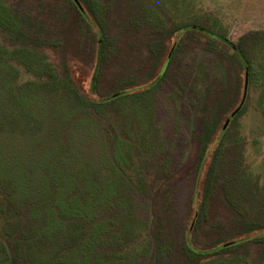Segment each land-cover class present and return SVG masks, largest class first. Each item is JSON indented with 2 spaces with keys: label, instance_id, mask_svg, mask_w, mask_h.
<instances>
[{
  "label": "rangeland",
  "instance_id": "374dc122",
  "mask_svg": "<svg viewBox=\"0 0 264 264\" xmlns=\"http://www.w3.org/2000/svg\"><path fill=\"white\" fill-rule=\"evenodd\" d=\"M82 5L87 20L76 21L62 0H0V264H185L179 256L183 228L200 204L197 179L218 140L212 141L198 175L200 123L188 92L197 64L208 56L202 35L185 38L188 33L178 30L199 16L215 21L214 29L233 43L244 34L258 33L262 43L252 60L264 64V0H82ZM13 9L25 20L17 18L14 24L13 16L5 15ZM97 46L103 52L97 96L119 91L121 97L110 110L119 130L128 137L147 132L153 146L132 165L146 166L145 192L133 198L138 224L127 250L109 260L99 254L98 219L133 196L124 183L136 176L128 168L121 176L114 171L102 130L91 120L93 106L80 94L89 97L80 76L90 75ZM171 57L167 78L146 94L145 80ZM246 94L238 117L228 126L226 147L232 162L241 154V167L257 186L247 184L238 207L249 216L264 212L249 202L259 193L264 197L260 80L252 86L247 82ZM166 167L171 182L154 203L152 195ZM86 179L110 189L101 204H90ZM219 195L214 193L211 219L225 213ZM154 211L166 246L160 255L150 244ZM74 215L94 222L86 260L71 254L64 220ZM248 237L260 243L248 247V254L246 247L232 248L218 260L199 264H231L241 256L249 264H264L258 259L264 228Z\"/></svg>",
  "mask_w": 264,
  "mask_h": 264
},
{
  "label": "trees",
  "instance_id": "16d2710c",
  "mask_svg": "<svg viewBox=\"0 0 264 264\" xmlns=\"http://www.w3.org/2000/svg\"><path fill=\"white\" fill-rule=\"evenodd\" d=\"M62 1L71 8L69 14L72 19L76 21L78 19L87 20V12L82 5V0H78V2H80L83 10H79L72 0ZM17 12L16 9H13L9 13L6 12L5 15L13 16V22L17 24V18L21 19L18 17ZM24 23H27V21H24ZM182 25L178 31L185 30V33H188L185 38L194 37L193 35L197 33L205 38L204 44L208 56L205 62L197 64L193 74L192 86L189 90L190 93L188 92L191 108L198 116L200 123V129L196 135L197 155L195 167L198 175L204 168L212 141L214 138L218 140L209 164L203 175L198 176L197 179L196 185H199L200 204L198 209L191 214L190 219L186 221L181 236L180 258H185V264H199L201 260H218L232 248L246 247V253L248 254V247L260 245V243L258 244L255 240L249 238L248 234L264 228V212L254 211L248 216L247 213L238 209L240 201H243L248 189L247 184L254 189H257V186L241 167V154L239 153V157L235 162H232L227 155L228 149L226 147L229 141L228 126L238 117L243 104L229 120L225 129H223V124L229 118L230 113L240 105L245 76L250 86L253 82L256 83L260 80L261 98H264V64L258 63L255 65L252 60V54L262 43L258 33L244 34L233 43L214 29L217 25L215 21L206 22L205 19L196 16ZM176 52L177 48L172 50L173 55ZM102 55V47L97 46L95 64L90 75L88 77L80 76V84L87 83L85 92L89 97L81 92L80 94L93 106L91 120L99 127L100 131L102 130L101 133L109 149V157L114 171L121 176L124 171L130 169L133 170L136 176L135 180H130L128 177L124 183L126 187L134 192L132 193L133 196L131 197L128 193L130 195L129 199H126L123 204H119L117 207H112L108 210L110 212L103 214L98 219L100 221L98 222L99 226H102L98 236V244H100V240L102 244L99 254L103 255L104 259L109 260L110 256L114 257L115 254L121 253V250H127L135 226L138 224L136 218L137 205L133 198L134 194L145 192L146 182H144L142 173L146 166L142 162L138 168H134L132 165L134 158H139L141 152L145 149L152 150L153 146L147 140L149 137L147 132L128 137L122 130H119V122L110 112L112 105L121 97L119 91L97 96L96 82ZM171 63L172 57L171 59L166 58L163 67H160L159 64L156 65L155 68L158 67L159 70L156 75H152L145 80V85H143L144 88H147V92L145 90L144 93L150 94V88L158 86L167 78ZM64 67L65 74L68 73L69 75L65 64ZM245 98H247V94ZM230 166L233 168H230ZM167 171L168 168L166 167L163 175L164 179L157 184L153 192L152 201L154 203L160 194H164L171 182V177L167 174ZM1 178L4 180L5 185V176ZM89 184L90 187L87 188V191L91 197L89 198L90 204H101L103 199L108 197L105 196L110 189L104 188L96 180L89 182ZM0 187L3 191V187L1 185ZM215 192H220L219 196L224 205V212L227 214L222 213L211 219L212 199ZM253 197L254 199L249 202L250 205L254 206V209L255 206L256 209L260 206L264 207V197L260 193ZM152 215L151 228H153V231L150 244L155 251L154 253L160 255L165 251L166 246L163 243L164 237L161 229L157 227L159 216L156 211ZM93 223V221H87L76 215L64 220L65 231L69 233L71 254L74 258L87 259L85 256L89 250L88 242L92 241ZM260 249L258 259L262 260L264 259V247ZM231 264H249V262L241 256V258L236 257L235 260H232Z\"/></svg>",
  "mask_w": 264,
  "mask_h": 264
},
{
  "label": "water",
  "instance_id": "95a60500",
  "mask_svg": "<svg viewBox=\"0 0 264 264\" xmlns=\"http://www.w3.org/2000/svg\"><path fill=\"white\" fill-rule=\"evenodd\" d=\"M75 5L78 7L79 10H82L81 7H80V4L78 2V0H72ZM100 44V42H99ZM246 88H247V80H246V76H245V79H244V89H243V96H242V99H241V102H240V105L233 111L230 113L229 115V118L225 120L224 124H223V129L226 128V126L228 125L229 123V120L238 112V110L240 109L241 105L243 104L244 100H245V96H246Z\"/></svg>",
  "mask_w": 264,
  "mask_h": 264
}]
</instances>
